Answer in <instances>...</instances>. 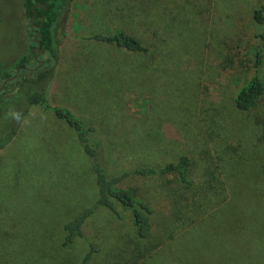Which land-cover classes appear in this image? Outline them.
Returning <instances> with one entry per match:
<instances>
[{"label": "rangeland", "instance_id": "obj_1", "mask_svg": "<svg viewBox=\"0 0 264 264\" xmlns=\"http://www.w3.org/2000/svg\"><path fill=\"white\" fill-rule=\"evenodd\" d=\"M206 1L209 12L196 19L186 13L175 18L171 7L157 0H73L58 28L60 58L54 66L46 53L36 62L29 48L36 24L25 16L24 0H1L0 71L8 68L11 78L0 79V138L17 132L0 150V264H44L49 259L47 264H80L88 249L81 240L69 254L61 250L62 226L94 205L96 176L78 134L55 107L69 109L97 132L113 174L198 154L207 141L210 148L227 143L241 160L235 172L241 184L233 202L193 222L162 229L157 210L152 239L162 240L140 263L264 264V98L251 112H240L233 103L254 74L259 52L264 80V25L254 20L264 0L201 2ZM125 29L137 36L156 33L164 48L165 59L157 63L154 77L136 84L141 91L126 92L124 75L129 65L144 64V56L129 59L115 47L86 39ZM236 44L241 45L239 57L229 67L228 55ZM24 56L27 68H13ZM41 88L52 108L26 111L25 97ZM148 90L158 94V108ZM192 106L195 124L188 118ZM203 108L206 118L200 115ZM215 108L223 116L212 112ZM212 154L216 157L215 150ZM131 224L121 207L93 214L86 236L102 251L92 264H109L110 246L133 247ZM152 241L141 242L142 248Z\"/></svg>", "mask_w": 264, "mask_h": 264}, {"label": "trees", "instance_id": "obj_2", "mask_svg": "<svg viewBox=\"0 0 264 264\" xmlns=\"http://www.w3.org/2000/svg\"><path fill=\"white\" fill-rule=\"evenodd\" d=\"M72 1L24 0L25 16L29 20V23L35 22L40 32V37H36L38 40H34L29 48L32 52V49H35L40 44L41 49L50 55L48 62L53 61L54 66H57L60 58L56 35L62 16ZM157 1L160 4L166 5V8L170 6L171 14L175 18L179 14L186 13L188 16L196 17V19H203L205 13L209 12L211 4L208 1L202 3V0ZM172 10H174V13H172ZM254 20L257 24L264 25V6L255 11ZM31 36L35 37L33 28L31 29ZM157 36L156 33H150L148 36H137L130 30L125 29L111 33L87 35L86 39L115 47L121 53L126 54L129 59L135 60L134 58L142 56L146 58L144 64L129 65L130 71L124 75L128 82L126 92H132L141 91L136 87V84L141 83L145 78L151 79L154 77L157 71V63H161L165 59L164 48H159ZM232 43H235V41ZM226 45L228 46V44ZM240 47V44H236L233 47L236 49V52L234 49L230 50L228 55L229 67H232V64H235V59L239 57L238 48ZM167 55L170 58L172 54L168 51ZM239 63H241V60ZM261 63L262 53L259 52L254 62V74L235 94L233 103L235 108L240 112L253 111L264 98V80L260 75ZM28 64L29 59L24 56L12 67L17 70H24ZM6 69L3 68L0 71V79L8 80L11 78V73ZM29 81V79H26L24 82L27 84ZM146 92L153 95L152 101L158 108L156 104L159 98L158 94L150 90ZM25 101L27 103V107H25L26 111L33 107L52 108L45 95V88L28 94L25 97ZM195 108L192 106L187 109L191 124L197 122ZM53 109L59 118L66 121L76 131L84 150L94 164L96 176V198L94 205L80 211L61 228L63 232L61 250L65 254H69V251L74 249L78 241L85 240V243L88 245V249L84 253L80 264H92L93 261L95 262L96 255L102 251V247L94 244L86 236L89 222L98 209L105 208L116 211L117 207H121L130 216L132 221V232L129 234L132 237L129 239L134 244L133 247L128 248L126 246L125 248V246H120L119 244L110 246L109 248L108 246L105 247L106 250L108 248L106 256L107 260L110 261L109 264H141V260L147 254L156 250L159 245L157 242H161L162 240V238L158 240L152 239L155 233L154 212L158 210L161 215V229L165 227L170 228L175 223L193 222L194 217L207 213L216 206L221 207L232 203L233 193L240 187L241 179L239 176L241 175L236 177L235 172L238 162L241 160L235 158L233 150L228 151L230 146L227 143L225 144L227 149L219 146H212L210 148L208 146L210 141H207L203 145L204 148L200 149L198 154H182L174 161L142 164L135 168L113 174L114 172L109 171L107 168V164L105 165V150L103 149L101 139L95 135L97 132L86 128L84 122L77 118L69 109L64 107H55ZM173 109H176V116H181L182 112L180 110L175 107ZM163 110L161 109L162 112ZM212 112H216L218 116H221L223 110L215 108ZM207 113L208 110H205V108L201 109V118L202 116L206 118ZM131 126H133V123H131ZM225 128L226 126H224ZM16 132L17 130H13L10 134L0 138V150L13 139ZM93 136L95 139H93ZM114 136H118V133H114ZM148 138L146 137L147 141ZM156 140L153 139L154 143ZM153 141L151 140L150 142ZM147 149L145 150L149 151ZM212 150H215L216 157L212 154ZM220 151L223 156L220 154ZM202 160L203 162H201ZM148 240L153 241L142 248L141 242ZM113 259H115L114 262H112ZM49 262H51L50 259L48 262L44 261L42 263L47 264ZM39 263L40 260L37 261V264ZM61 264H63V261H61Z\"/></svg>", "mask_w": 264, "mask_h": 264}, {"label": "flooded vegetation", "instance_id": "obj_3", "mask_svg": "<svg viewBox=\"0 0 264 264\" xmlns=\"http://www.w3.org/2000/svg\"><path fill=\"white\" fill-rule=\"evenodd\" d=\"M33 31L35 32V38L40 37V32H39V28L37 25H34ZM38 47H36L35 49H32V53L35 55L36 62H41V60L39 59V55L45 52H43V50L41 49V46L39 47V49Z\"/></svg>", "mask_w": 264, "mask_h": 264}, {"label": "water", "instance_id": "obj_4", "mask_svg": "<svg viewBox=\"0 0 264 264\" xmlns=\"http://www.w3.org/2000/svg\"><path fill=\"white\" fill-rule=\"evenodd\" d=\"M36 40H38L37 38H35ZM41 45L39 44V47H40ZM43 52H45V50H43Z\"/></svg>", "mask_w": 264, "mask_h": 264}]
</instances>
